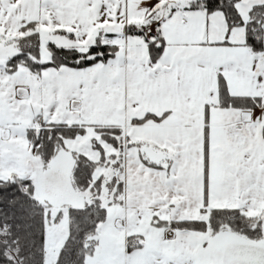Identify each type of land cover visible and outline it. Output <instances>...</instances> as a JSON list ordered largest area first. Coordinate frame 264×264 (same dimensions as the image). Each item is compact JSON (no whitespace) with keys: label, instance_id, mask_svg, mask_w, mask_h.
<instances>
[{"label":"snow or ice","instance_id":"6c2138e0","mask_svg":"<svg viewBox=\"0 0 264 264\" xmlns=\"http://www.w3.org/2000/svg\"><path fill=\"white\" fill-rule=\"evenodd\" d=\"M0 264H264V0H0Z\"/></svg>","mask_w":264,"mask_h":264},{"label":"rangeland","instance_id":"374dc122","mask_svg":"<svg viewBox=\"0 0 264 264\" xmlns=\"http://www.w3.org/2000/svg\"><path fill=\"white\" fill-rule=\"evenodd\" d=\"M67 223H68V218H67V214H66L64 220L62 221V225H61V231L63 233V236L61 238V242L67 236Z\"/></svg>","mask_w":264,"mask_h":264},{"label":"trees","instance_id":"16d2710c","mask_svg":"<svg viewBox=\"0 0 264 264\" xmlns=\"http://www.w3.org/2000/svg\"><path fill=\"white\" fill-rule=\"evenodd\" d=\"M68 235H69V220H68V223H67V236H66V238L68 237Z\"/></svg>","mask_w":264,"mask_h":264},{"label":"water","instance_id":"95a60500","mask_svg":"<svg viewBox=\"0 0 264 264\" xmlns=\"http://www.w3.org/2000/svg\"><path fill=\"white\" fill-rule=\"evenodd\" d=\"M66 200H68L69 203H72V200L70 198L65 197Z\"/></svg>","mask_w":264,"mask_h":264}]
</instances>
